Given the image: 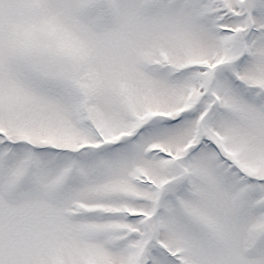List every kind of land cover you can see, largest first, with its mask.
<instances>
[{
    "label": "snow or ice",
    "instance_id": "1",
    "mask_svg": "<svg viewBox=\"0 0 264 264\" xmlns=\"http://www.w3.org/2000/svg\"><path fill=\"white\" fill-rule=\"evenodd\" d=\"M0 264H264V0H0Z\"/></svg>",
    "mask_w": 264,
    "mask_h": 264
}]
</instances>
